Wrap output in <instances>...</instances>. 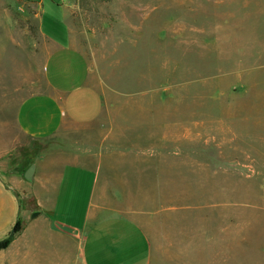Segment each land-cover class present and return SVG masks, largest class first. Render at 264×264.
Here are the masks:
<instances>
[{
    "label": "rangeland",
    "instance_id": "374dc122",
    "mask_svg": "<svg viewBox=\"0 0 264 264\" xmlns=\"http://www.w3.org/2000/svg\"><path fill=\"white\" fill-rule=\"evenodd\" d=\"M69 1L73 46L103 97L89 136L148 171L128 169L127 184L134 191L145 179L135 219L150 239L149 264H264V0ZM37 12L38 0H0L4 176L23 178L61 145L24 135L15 118L19 102L44 89L51 46ZM29 206L16 204L21 226ZM34 242L50 253L58 245ZM31 263L53 260L20 247L0 255V264Z\"/></svg>",
    "mask_w": 264,
    "mask_h": 264
},
{
    "label": "crops",
    "instance_id": "0c3cea01",
    "mask_svg": "<svg viewBox=\"0 0 264 264\" xmlns=\"http://www.w3.org/2000/svg\"><path fill=\"white\" fill-rule=\"evenodd\" d=\"M71 6L69 0H51L46 6L38 0V29L51 46L42 65L44 89L25 96L15 118L24 135L57 136L61 145L31 162L30 181L37 186L0 172V239L17 221L16 204H30L21 229L0 255L20 247L23 256L52 259V264H149L150 239L135 219L142 210L136 200L146 189L145 179L134 191L127 184L128 169L143 178L148 171L137 169L130 156L105 153L103 139L95 146L89 136V126L103 111V97L91 83L87 58L73 46ZM35 240L58 245L50 253Z\"/></svg>",
    "mask_w": 264,
    "mask_h": 264
},
{
    "label": "trees",
    "instance_id": "16d2710c",
    "mask_svg": "<svg viewBox=\"0 0 264 264\" xmlns=\"http://www.w3.org/2000/svg\"><path fill=\"white\" fill-rule=\"evenodd\" d=\"M20 229H21L20 219H17L16 224L14 225V232L12 234H9L3 240H0V249L7 247L13 238V234L18 232Z\"/></svg>",
    "mask_w": 264,
    "mask_h": 264
},
{
    "label": "water",
    "instance_id": "95a60500",
    "mask_svg": "<svg viewBox=\"0 0 264 264\" xmlns=\"http://www.w3.org/2000/svg\"><path fill=\"white\" fill-rule=\"evenodd\" d=\"M34 171H35V164L33 163H31L28 167H27V169L24 171V173H23V177L26 179V180H28V181H30V180H32V178H33V173H34ZM16 224V223H15ZM14 232V227H13V229H12V231H11V234Z\"/></svg>",
    "mask_w": 264,
    "mask_h": 264
}]
</instances>
